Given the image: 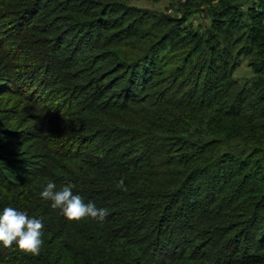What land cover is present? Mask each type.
I'll list each match as a JSON object with an SVG mask.
<instances>
[{
    "label": "trees",
    "instance_id": "1",
    "mask_svg": "<svg viewBox=\"0 0 264 264\" xmlns=\"http://www.w3.org/2000/svg\"><path fill=\"white\" fill-rule=\"evenodd\" d=\"M244 1L0 0V211L44 224L39 256L0 264H264V0ZM49 182L109 214L68 222Z\"/></svg>",
    "mask_w": 264,
    "mask_h": 264
},
{
    "label": "clouds",
    "instance_id": "2",
    "mask_svg": "<svg viewBox=\"0 0 264 264\" xmlns=\"http://www.w3.org/2000/svg\"><path fill=\"white\" fill-rule=\"evenodd\" d=\"M123 180L119 185L123 187ZM40 197L50 201L53 210H59V214L68 222L81 221L89 218L104 221L108 209L97 208L95 203H85L78 194H73L72 185L57 190L54 182H49L40 192ZM44 224L40 219L29 217L24 211L7 206L0 211V245L10 248L15 245L16 250L31 256H39L43 246Z\"/></svg>",
    "mask_w": 264,
    "mask_h": 264
},
{
    "label": "rangeland",
    "instance_id": "3",
    "mask_svg": "<svg viewBox=\"0 0 264 264\" xmlns=\"http://www.w3.org/2000/svg\"><path fill=\"white\" fill-rule=\"evenodd\" d=\"M244 1V0H241ZM249 0H245L244 4ZM184 0H130V3L144 9L156 10L171 14L172 16H180L182 14V5ZM187 18L183 24H189V27H205L208 17L205 11L197 8L186 14ZM250 68L247 65L246 59H241V64L234 71V76L240 80L247 78L250 75Z\"/></svg>",
    "mask_w": 264,
    "mask_h": 264
}]
</instances>
